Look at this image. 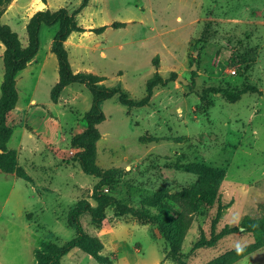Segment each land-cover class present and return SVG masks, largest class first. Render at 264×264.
Here are the masks:
<instances>
[{
  "label": "rangeland",
  "instance_id": "obj_1",
  "mask_svg": "<svg viewBox=\"0 0 264 264\" xmlns=\"http://www.w3.org/2000/svg\"><path fill=\"white\" fill-rule=\"evenodd\" d=\"M82 0H12L2 15L27 45L26 26L38 11L75 12ZM82 33L64 42L75 73L121 84L130 98L146 96L147 81L158 73L149 102L128 108L117 96L102 103L96 164L117 171L104 192L126 206L152 212L167 204L183 213L186 229L180 251L188 264H207L253 246L244 217L264 216V0H89L75 16ZM113 22L98 34L94 29ZM58 24L42 25L40 48L16 77L18 100L7 123V147L28 179L0 170V264H36L47 243L74 237L68 212L78 201L95 205L96 176L85 174L71 140L86 128L92 95L84 84L65 87L57 102L50 92L58 81L51 44ZM4 46L0 42V86ZM254 88L236 102L217 91ZM256 90V91H255ZM203 94L205 97L202 98ZM1 95V90H0ZM215 180L210 203L192 200L195 186ZM108 227L96 228L88 214L84 231L97 237L110 264H178L157 226L129 214L106 210ZM225 226L238 227L212 247L194 248ZM61 264H101L79 249ZM233 264H264V246Z\"/></svg>",
  "mask_w": 264,
  "mask_h": 264
},
{
  "label": "trees",
  "instance_id": "obj_2",
  "mask_svg": "<svg viewBox=\"0 0 264 264\" xmlns=\"http://www.w3.org/2000/svg\"><path fill=\"white\" fill-rule=\"evenodd\" d=\"M11 2L12 0H0V42L5 48L3 55L4 73L0 86V170L5 173H15L18 178L28 179L24 170L17 165L16 152L9 150L7 147L13 134L7 119L18 100L16 77L27 67L28 63L39 51V31L42 25L51 26L58 24V30L51 44V52L58 61V81L51 89V100L57 102L63 89L74 83L84 84L92 95L91 107L83 116L86 128L74 135L71 143L74 147L80 149L76 154V161L81 170L85 174L98 178V183L94 186L92 194L95 205H92L86 199L76 202L70 208L67 219L68 226L75 231L74 237L62 244L47 243L43 245L41 249L35 252L36 264H61V259L73 249L81 250L101 264H110V260L101 255L103 249L101 241L97 237L87 234L80 221L81 216L88 214L96 228L105 229L108 227L107 209H113L118 216L129 214L143 224L152 223L156 225L159 234L163 236L169 246L167 256L178 264H188L184 261L180 251L183 235L187 227L184 222L186 216L181 212L175 211L167 204H160L155 212L146 208L136 209L126 206L115 197L104 192L106 188L117 183V171L114 169H102L96 164V143L100 138L97 126L105 120L102 103L113 96H117L118 102L125 107H142L149 102L154 87L164 85L166 80L156 73L147 81L146 96L141 100H134L130 98L121 84H117L114 87H106L101 84L103 81L101 76L88 72L75 73L73 71L64 42L71 33H82L85 31L83 27L77 24L75 16L88 5L89 0H82L78 9L73 13H69L65 8H59L55 11L43 10L36 12L26 26V46H22L18 35L7 24L1 22L2 15ZM42 2L45 3L46 0H42ZM123 25L124 23L122 22H113L111 25H103L94 29V31L100 34L108 27L118 28ZM249 90H254V88H243L237 91L219 89L217 91L228 102H236ZM203 97H205L204 94ZM200 174L204 181H200L195 186L191 198L204 204L210 203L218 182H215V180L205 182V177L208 173L202 171ZM241 227L244 228V231L255 234L257 242L253 246L234 251L207 264H233L240 258L264 246V216L258 218L244 217ZM237 231L238 227L236 226H225L210 239H206L203 236L198 238L194 248L212 247L224 236Z\"/></svg>",
  "mask_w": 264,
  "mask_h": 264
},
{
  "label": "crops",
  "instance_id": "obj_3",
  "mask_svg": "<svg viewBox=\"0 0 264 264\" xmlns=\"http://www.w3.org/2000/svg\"><path fill=\"white\" fill-rule=\"evenodd\" d=\"M34 59H35V57L28 63V65H30L32 63V61H34ZM27 67H29V66H27ZM27 67L24 70H22L21 72H24L25 70H27Z\"/></svg>",
  "mask_w": 264,
  "mask_h": 264
}]
</instances>
